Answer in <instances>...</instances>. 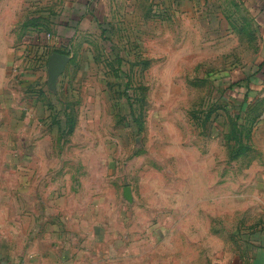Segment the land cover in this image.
Wrapping results in <instances>:
<instances>
[{
	"label": "rangeland",
	"instance_id": "1",
	"mask_svg": "<svg viewBox=\"0 0 264 264\" xmlns=\"http://www.w3.org/2000/svg\"><path fill=\"white\" fill-rule=\"evenodd\" d=\"M94 1L0 0V264H264L257 8Z\"/></svg>",
	"mask_w": 264,
	"mask_h": 264
},
{
	"label": "crops",
	"instance_id": "2",
	"mask_svg": "<svg viewBox=\"0 0 264 264\" xmlns=\"http://www.w3.org/2000/svg\"><path fill=\"white\" fill-rule=\"evenodd\" d=\"M247 2L254 8H257V13L260 17V31L261 36L264 38V0H247ZM67 7L70 15L67 18V23L64 24L62 29L65 34L67 32L75 33V30H83L92 28V25L96 23L100 15L96 2L94 0H67ZM100 25V24H99ZM101 27V26H100ZM62 30V31H63Z\"/></svg>",
	"mask_w": 264,
	"mask_h": 264
},
{
	"label": "water",
	"instance_id": "3",
	"mask_svg": "<svg viewBox=\"0 0 264 264\" xmlns=\"http://www.w3.org/2000/svg\"><path fill=\"white\" fill-rule=\"evenodd\" d=\"M70 58L64 54L53 53L48 60L49 67V83L51 86H55L65 71ZM126 195L129 196L127 190Z\"/></svg>",
	"mask_w": 264,
	"mask_h": 264
},
{
	"label": "trees",
	"instance_id": "4",
	"mask_svg": "<svg viewBox=\"0 0 264 264\" xmlns=\"http://www.w3.org/2000/svg\"><path fill=\"white\" fill-rule=\"evenodd\" d=\"M246 98H249V96L248 95H246V97H245V99ZM245 99H243L239 104H240V109H239V113H242V112H245L246 111V108H248L247 107V99L245 100ZM233 125V124H232ZM235 129H236V127H235ZM233 130V134L234 133H236V130ZM240 142V146L238 147V148H235V147H231V148H234L233 149V154H235L234 156L235 157H239V156H241V155H244V154H246L247 152H248V147L247 146H245L242 142H241V140L239 141Z\"/></svg>",
	"mask_w": 264,
	"mask_h": 264
}]
</instances>
